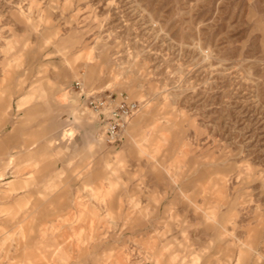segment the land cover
Wrapping results in <instances>:
<instances>
[{
    "label": "rangeland",
    "instance_id": "rangeland-1",
    "mask_svg": "<svg viewBox=\"0 0 264 264\" xmlns=\"http://www.w3.org/2000/svg\"><path fill=\"white\" fill-rule=\"evenodd\" d=\"M0 264H264V0H0Z\"/></svg>",
    "mask_w": 264,
    "mask_h": 264
},
{
    "label": "built area",
    "instance_id": "built-area-1",
    "mask_svg": "<svg viewBox=\"0 0 264 264\" xmlns=\"http://www.w3.org/2000/svg\"><path fill=\"white\" fill-rule=\"evenodd\" d=\"M76 86L79 82L75 83ZM88 104L98 113V124L105 138L110 142H115L120 137V131L132 114L135 103L129 101L122 93L104 96L89 94Z\"/></svg>",
    "mask_w": 264,
    "mask_h": 264
},
{
    "label": "crops",
    "instance_id": "crops-1",
    "mask_svg": "<svg viewBox=\"0 0 264 264\" xmlns=\"http://www.w3.org/2000/svg\"><path fill=\"white\" fill-rule=\"evenodd\" d=\"M80 136L81 135L76 128L65 127L61 132V141L73 146L77 144L78 140L80 139Z\"/></svg>",
    "mask_w": 264,
    "mask_h": 264
}]
</instances>
